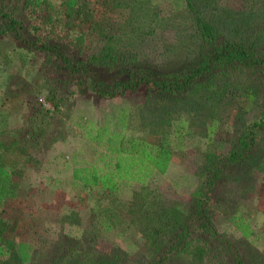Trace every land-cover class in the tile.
I'll return each mask as SVG.
<instances>
[{
    "label": "trees",
    "instance_id": "trees-1",
    "mask_svg": "<svg viewBox=\"0 0 264 264\" xmlns=\"http://www.w3.org/2000/svg\"><path fill=\"white\" fill-rule=\"evenodd\" d=\"M250 1L259 3L258 7L254 5L246 13L236 15L232 12L234 15H230L231 11L220 10L216 6V0H0V39L8 36L19 41L21 46L29 47L15 48L21 65L34 64L36 51L53 52L57 60L77 75L76 84L86 81L87 90L112 102L111 109L104 116L107 123L95 128L94 133L88 128L86 119H80L77 124L91 143L103 147L110 162L102 167L72 169L70 178L64 180L69 191L65 193L71 196L76 192H85L88 215L72 211L66 221L78 231L85 228V235L80 231L76 238H72L75 242H82L85 238L96 243L98 239L107 237L121 239L124 247L98 257L97 253H85L82 264H182L179 260L187 258L192 264H202L203 261H210L209 255L213 250L218 254L213 257L221 262L246 264L239 239L227 238L226 233L216 225L212 194L234 170L237 174H246L263 169L264 138L261 135L264 130V107L257 119L242 127L230 150L220 155L205 156V161L194 174L196 188L189 209L168 210L147 216L145 209L149 206L142 204L138 211L143 219L141 222L149 227V236L141 257L137 253L139 250L130 251H134L135 245L122 238L126 233L121 232L122 220L116 213V207L99 206L96 194L115 200L124 186L143 185L153 174H164L173 150L165 142L164 132L162 142L151 145L139 134L127 136L121 128L111 131L110 127L117 122L124 123L122 115L114 116L117 102L114 97L144 88L148 95L163 94L172 98L188 97V93L193 92L201 104L217 103L219 106L225 98L238 95L244 109H250L260 101L264 105V0ZM110 3L128 11L134 8V12H137L138 6L166 4L165 17H151L146 22L154 25L149 30L152 34L162 33L160 29L168 31L165 37L169 43L166 38L165 43L157 40L154 47L146 50L147 56H139L132 53L130 43L128 55L121 51L113 53L111 48L114 45L110 41L107 43L109 50L102 47L106 52L97 53L92 45L84 55L77 51L79 59L73 56L75 61L71 63L58 46L72 45L73 40L80 43L83 37L79 28L82 25H85V36L97 37L96 42L91 39L92 44L98 43L104 33L96 23L102 21H96L94 17L98 9ZM131 12L129 21L138 22L132 20L135 16ZM0 56L3 60L6 57L1 51ZM96 73L106 77L96 78ZM216 73L222 78L218 83L213 78ZM78 76L85 80L79 82ZM198 83L201 88H196ZM38 91L30 94L32 98L27 96V112L21 115L20 123H9V116L1 111L0 105V264H10L15 260L20 264H29L34 254L41 259L51 257L49 264H57L61 253L68 249L58 238L52 240L50 227L54 219H50L46 228L40 229V234L33 241L17 242L9 238L12 227L2 216L6 203L20 197V178L24 166L32 161V153L43 154L55 141L53 125L61 110L55 88L47 87L44 97L41 96L43 102L35 98ZM43 104H48L51 109H46ZM193 104L187 102V109H191ZM168 111L162 110L160 114L170 116ZM155 119L151 120V124ZM177 120L174 123L186 124L183 117ZM209 121L206 127L208 141L216 127L212 117ZM155 124L152 126H160L159 129L163 126L170 132L168 122ZM174 130L178 131L176 127ZM150 131L156 134L155 129ZM178 137L179 146L174 147L175 150L181 149V138ZM257 145H260L259 148H256ZM230 223L231 234H237L243 240H252L253 244L258 243L257 235L240 216L231 217ZM66 238L68 234L63 232L62 239ZM39 240L42 243L36 249L33 242ZM47 240L49 247L45 246ZM70 255L68 253L62 264H81L73 261ZM260 261L264 264L263 258Z\"/></svg>",
    "mask_w": 264,
    "mask_h": 264
},
{
    "label": "rangeland",
    "instance_id": "rangeland-1",
    "mask_svg": "<svg viewBox=\"0 0 264 264\" xmlns=\"http://www.w3.org/2000/svg\"><path fill=\"white\" fill-rule=\"evenodd\" d=\"M254 5L258 7L259 3H253L250 0H216V6L220 10L225 8L231 11L230 15H234L232 12L236 15L241 12L246 13ZM138 7L137 12H134V8L128 11V9H119L114 3H110L98 9L94 18L96 21H102L96 22L104 33L100 41L94 44L97 37L85 36V25H82L79 28L82 31L79 34L83 37L80 43L73 40L72 45L58 46L59 50L72 63L75 61L73 56L79 59L77 51L84 55L85 50L89 51L94 45L95 52L103 53L106 51L102 47L110 49L109 44L107 45L110 41L114 45L111 48L113 53L121 51L128 55L130 49L128 43H130L132 53L139 56H147L146 50L154 47L157 40L164 41L166 38L169 43L168 38L165 37L168 31L163 30V32L160 29L163 34L159 31L152 34L149 30L154 25L152 22H146L151 17H165L166 4ZM130 12L135 16L132 20L138 22L129 21ZM91 39L94 41L93 44ZM16 47L29 49L26 45L21 46L19 41L11 37L0 39V51L6 56L4 60L0 56V105L2 104L1 111L9 116L8 122L20 123L21 115L27 112L26 99L32 98L30 94L39 90L35 98L43 102L41 96L44 97L48 86L55 88L61 110L55 121L53 120L54 143L43 154L32 153V161L24 166L23 176L20 178L19 187L22 190L20 197L8 201L3 209L2 216L9 221L12 227L9 238H14L17 242L33 241L40 234V229L46 228L50 219H54V224L50 227L52 240L58 238L68 248V252L64 250L61 253L57 264H62L68 253L71 254L73 261L82 264L85 253H97L98 257L104 253L123 249L121 239L115 238L105 237L98 239L96 243H91L85 238L82 242H75L72 238H76L80 231L85 235V228L83 231L80 229L78 231L67 224V218L72 211L80 215L82 213L85 215V212L88 215V212L85 210V192L80 191L69 196L65 193L69 191L64 180L70 178L74 168L102 167L110 162L103 147L91 143L85 136V131L77 124L80 119H86L89 122L88 128L94 133L95 128L106 122L104 116L111 109L110 103L112 102L109 103L107 98L97 96L96 93L90 92V89L87 90L86 81L76 84L74 80L77 75L57 60L53 52L39 53L36 51L34 64L21 65L17 59L19 53L15 50ZM105 77L103 74L96 73V78ZM213 78L216 83L222 79L217 73ZM78 79L79 82L85 80L79 76ZM198 84L196 88H201L200 83ZM188 94V97L176 98L163 94L148 95L146 89L142 88L135 93L126 92L121 97H114V100H117L114 116L122 115L124 123L121 125L117 122L112 127L113 129L110 127L111 131H119L121 128L127 136L139 134L151 145L162 142V132H164L165 142L173 149L164 174H153L143 185L124 186L115 200L102 194H96L99 198V206L116 207V213L122 220L121 232L126 233L122 238L135 245L134 251L133 249L130 251L139 250L137 253L141 254L140 257L145 240L149 236V227L141 222L143 219L138 211L142 204L150 207L145 209L147 216L168 210L189 209L192 203V193L196 188L194 174L205 161V156L220 155L230 150L239 137L242 127L257 119L260 109L264 107L260 101L250 109H244L238 95L225 98L219 106L217 103L201 104L193 92ZM187 102L194 103L189 110L186 106ZM259 105L261 106L258 108ZM45 108L51 109L48 104ZM162 110H169L170 116L160 114ZM180 117H183L186 122L183 126L174 123ZM211 117L216 127L208 141L206 127ZM154 118L156 119L151 124ZM158 122H168L170 132L166 131V127L161 126L163 129H159L160 126H152L153 123L157 125ZM175 127L178 131L174 130ZM151 129H155L156 134H151ZM178 136L181 138V149L175 150L179 146ZM261 138H264V130ZM259 146L257 145L256 148ZM262 164L263 169L253 170L246 174H237V170L232 171L231 178L228 177L220 182L217 190L212 194L216 225L226 233L227 238L239 239L238 243L246 258V264H261V258L264 259V160ZM233 216H240L247 222L257 235L258 243L253 244L252 240H243L237 234H231L230 218ZM55 219L58 221L55 222ZM63 232L68 234V239H62ZM47 241L45 246L49 247V240ZM41 243L40 240L35 241L33 246L37 249ZM214 255L218 256L215 250L209 255L208 260L210 261H203L202 264H227L226 261L221 262L217 257H213ZM134 256L138 258L137 255L134 254ZM51 260V257L41 259L34 254L29 264H49ZM179 262L192 264L188 258L180 259ZM10 264L20 263L15 260ZM88 264H93V262Z\"/></svg>",
    "mask_w": 264,
    "mask_h": 264
},
{
    "label": "built area",
    "instance_id": "built-area-1",
    "mask_svg": "<svg viewBox=\"0 0 264 264\" xmlns=\"http://www.w3.org/2000/svg\"><path fill=\"white\" fill-rule=\"evenodd\" d=\"M44 106L46 107V104Z\"/></svg>",
    "mask_w": 264,
    "mask_h": 264
}]
</instances>
